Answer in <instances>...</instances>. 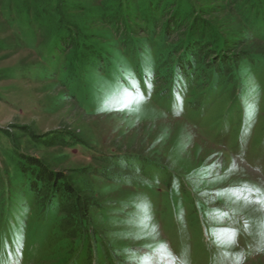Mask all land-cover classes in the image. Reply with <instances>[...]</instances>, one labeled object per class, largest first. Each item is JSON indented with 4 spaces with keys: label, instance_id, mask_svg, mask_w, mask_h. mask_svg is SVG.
<instances>
[{
    "label": "rangeland",
    "instance_id": "obj_1",
    "mask_svg": "<svg viewBox=\"0 0 264 264\" xmlns=\"http://www.w3.org/2000/svg\"><path fill=\"white\" fill-rule=\"evenodd\" d=\"M195 29L212 56L221 48L229 77L249 88L222 100L223 115L209 106L191 112L153 84L185 63ZM137 82L124 110L105 103ZM19 155L105 209L99 225L117 253L111 264H264V207L233 191H264V0H0L2 204L6 187L20 183ZM124 160L149 163L142 167L152 175L136 176V186L100 175H124L112 164ZM26 242L18 252L29 264L70 257L61 242L57 253L43 252L38 226Z\"/></svg>",
    "mask_w": 264,
    "mask_h": 264
},
{
    "label": "trees",
    "instance_id": "obj_2",
    "mask_svg": "<svg viewBox=\"0 0 264 264\" xmlns=\"http://www.w3.org/2000/svg\"><path fill=\"white\" fill-rule=\"evenodd\" d=\"M201 36V32L197 34L196 29L191 32L185 47L187 50L185 63L172 66L173 69L167 71L166 77L155 79L153 84L156 90H159L160 98L167 100L181 97L191 112H198L201 106H203L201 109L209 106V110L213 111L216 107L223 115L226 113L227 104L221 106L222 100L225 98L226 103L230 102L234 88H243L245 85H240L229 77L232 70H228L227 60L223 61L219 55L221 48H215V54L212 56L208 49H204ZM205 71L207 72L204 73ZM226 75L228 82L226 85L220 84V78ZM198 80L203 81L200 83ZM190 83L191 87H187ZM213 89L217 93H213ZM247 89L249 88L244 87L242 90ZM190 92L194 95L192 96ZM207 92L211 93V97H215L209 105L204 99ZM18 161L16 172L20 183L8 185L5 191L9 202L7 204L0 202V264H10L16 258H21L16 264H29L30 261L22 259L23 252L18 250L23 251L27 246V229L35 226L41 228L44 234L43 252L49 248V254L57 253L58 247L54 245L58 242L65 243L70 257L60 264H91V258L95 259L94 264H100L99 256L106 259L102 264H111L109 259L111 256L115 257L117 253L116 250L110 249V242L104 237L109 235L110 231L99 225L101 222L104 223L105 209L102 206L98 208L97 204L94 205L92 202L80 200L81 196L70 187L66 179L50 171L40 160L19 155ZM126 161L112 162L124 175L109 171H104L105 173L100 175L112 182L120 184L127 182L125 184L133 186L139 184L136 176L142 178L152 175L142 167L151 166L149 163H140L138 160L128 163ZM152 167L156 168L154 175L158 180L162 183L169 180L162 167L154 165ZM1 187L0 183V189ZM14 190L17 192L15 197ZM13 207L18 210L12 209ZM3 208L7 209L2 211ZM60 215H63L64 219ZM13 234H16L14 236L16 241L11 239ZM109 250H112L111 255ZM80 256L85 257L84 263H79Z\"/></svg>",
    "mask_w": 264,
    "mask_h": 264
},
{
    "label": "snow or ice",
    "instance_id": "obj_3",
    "mask_svg": "<svg viewBox=\"0 0 264 264\" xmlns=\"http://www.w3.org/2000/svg\"><path fill=\"white\" fill-rule=\"evenodd\" d=\"M138 89V82L135 85H130L129 88L118 90L117 93H113L106 100V104L121 105V107L116 108V110H124V105L129 102V98L133 96L134 90ZM140 96L142 99V95L138 92L135 93ZM249 109L252 108V105L248 106ZM235 194H237L238 198H243L248 203H256L260 204L264 207V191H261L259 188H255L251 185H244L241 189L233 190ZM247 193V195H244ZM255 196L256 199H250V197Z\"/></svg>",
    "mask_w": 264,
    "mask_h": 264
}]
</instances>
